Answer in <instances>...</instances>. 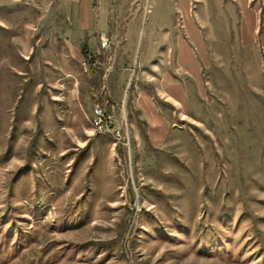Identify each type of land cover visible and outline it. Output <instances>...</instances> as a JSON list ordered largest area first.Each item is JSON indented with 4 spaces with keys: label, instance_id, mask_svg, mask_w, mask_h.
<instances>
[{
    "label": "rangeland",
    "instance_id": "374dc122",
    "mask_svg": "<svg viewBox=\"0 0 264 264\" xmlns=\"http://www.w3.org/2000/svg\"><path fill=\"white\" fill-rule=\"evenodd\" d=\"M143 1L93 0L108 48L87 73L49 62L62 0H0V264H264V0H186L199 46L181 0H156L178 39L146 62ZM140 93L168 122L159 142ZM93 100L127 120L128 145L93 129Z\"/></svg>",
    "mask_w": 264,
    "mask_h": 264
},
{
    "label": "crops",
    "instance_id": "0c3cea01",
    "mask_svg": "<svg viewBox=\"0 0 264 264\" xmlns=\"http://www.w3.org/2000/svg\"><path fill=\"white\" fill-rule=\"evenodd\" d=\"M238 1L239 4H241V0ZM92 4L93 0H62V5L65 13H67L66 17L69 19V24L65 26L62 32H60L57 43H55L56 45L53 42L51 43L54 49L56 47L58 49L54 50L53 54L55 56L51 58L49 62L55 65H60L59 68L62 67L69 69L70 66L67 65V63L70 62L74 65V69H77V62L80 61V58L83 55L90 54L93 59H95L93 53L95 54L96 52H104L108 48L106 36L107 26L105 25V23H107V17L105 16V9L104 7L100 6L98 10L94 11ZM229 4H231L230 1L222 4L220 3L222 9L218 10V12L223 14L225 12L224 8H230ZM148 5L150 6L151 10L149 9ZM179 6H181V12L184 15L183 20L186 22L187 29L191 33L190 35L193 37L194 42L199 46L201 35L186 0H181ZM201 6L202 8H200V6L198 7L199 10L205 11L209 8V6H211V3H203ZM139 7H142L141 12H139L140 21H144L145 17L143 32H147L144 56V62H146V56L150 57L151 52L156 53L157 43L159 44L161 40L168 38L169 43L173 41L177 44L178 31L176 29V6L174 7L173 5L169 4L164 16H159L160 10L158 9L156 0H144L142 6ZM172 7L174 8L173 13L171 10ZM149 10L151 11L152 16H150L151 19L148 21V23H146L148 20L146 12L148 13ZM249 15L251 16L250 10L245 9L244 16L247 18ZM161 23H166L163 25L164 29H161ZM152 39L156 40L152 41ZM59 45H61V48ZM182 48L183 49H181V53H183L188 58V61L191 64L185 65L186 68L194 71V69H197L196 64L198 62L196 57L190 52V50L186 49L185 46H182ZM184 55H182V58L180 59L182 64L183 61H185ZM74 69H72V71H74ZM161 83V88L164 89L170 97L178 99L177 97H174V94L179 86L177 80L170 78V85L167 84L166 81H161ZM87 89V86L84 84L77 83L74 87V94L79 95L81 100L83 99V101H88L89 97L91 99L92 95L90 94L91 92L87 91ZM157 93L161 95L159 89ZM144 94L147 93H140L139 96L136 97L139 104L138 106L141 109L143 115L147 117L148 120L151 119V121L149 120L150 125L154 124L155 121L161 125L160 132L155 130L156 127L153 126H150L149 129V134L154 142H159L168 126V122L165 119V116L159 114L154 100L151 97L145 98L146 95ZM94 102L96 101L93 100L92 105ZM98 102L101 103L102 101ZM156 112H158V114ZM90 130H92L91 127L89 131ZM85 140L86 136L83 138V142Z\"/></svg>",
    "mask_w": 264,
    "mask_h": 264
},
{
    "label": "built area",
    "instance_id": "2783aa9c",
    "mask_svg": "<svg viewBox=\"0 0 264 264\" xmlns=\"http://www.w3.org/2000/svg\"><path fill=\"white\" fill-rule=\"evenodd\" d=\"M79 63L81 70L87 73L96 65L95 59L90 54L83 55ZM91 124L96 132H104L111 135L114 145L125 147V145L129 144V136L125 132L128 127L127 120L122 117L119 120L112 107L105 108L102 103L94 102L91 109Z\"/></svg>",
    "mask_w": 264,
    "mask_h": 264
},
{
    "label": "trees",
    "instance_id": "16d2710c",
    "mask_svg": "<svg viewBox=\"0 0 264 264\" xmlns=\"http://www.w3.org/2000/svg\"><path fill=\"white\" fill-rule=\"evenodd\" d=\"M89 142H87L84 146H87Z\"/></svg>",
    "mask_w": 264,
    "mask_h": 264
}]
</instances>
